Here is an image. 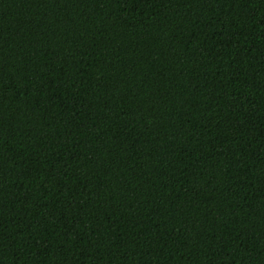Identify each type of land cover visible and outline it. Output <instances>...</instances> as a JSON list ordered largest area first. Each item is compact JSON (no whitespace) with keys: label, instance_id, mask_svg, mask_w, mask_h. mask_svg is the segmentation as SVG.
<instances>
[{"label":"trees","instance_id":"trees-1","mask_svg":"<svg viewBox=\"0 0 264 264\" xmlns=\"http://www.w3.org/2000/svg\"><path fill=\"white\" fill-rule=\"evenodd\" d=\"M0 264H264V0H0Z\"/></svg>","mask_w":264,"mask_h":264}]
</instances>
